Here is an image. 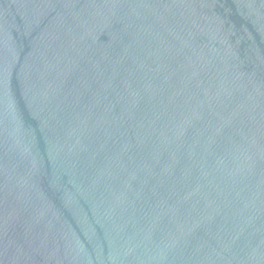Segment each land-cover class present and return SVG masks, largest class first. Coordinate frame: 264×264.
I'll return each instance as SVG.
<instances>
[{"label":"water","instance_id":"95a60500","mask_svg":"<svg viewBox=\"0 0 264 264\" xmlns=\"http://www.w3.org/2000/svg\"><path fill=\"white\" fill-rule=\"evenodd\" d=\"M0 264H264V0H0Z\"/></svg>","mask_w":264,"mask_h":264}]
</instances>
